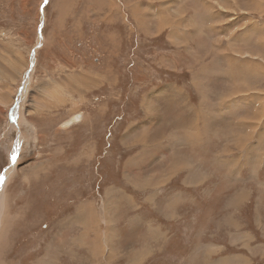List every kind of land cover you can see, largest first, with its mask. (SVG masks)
I'll list each match as a JSON object with an SVG mask.
<instances>
[{
	"label": "rangeland",
	"instance_id": "374dc122",
	"mask_svg": "<svg viewBox=\"0 0 264 264\" xmlns=\"http://www.w3.org/2000/svg\"><path fill=\"white\" fill-rule=\"evenodd\" d=\"M160 101L168 108L157 138L170 132V117L184 125L195 118L186 140L175 124L166 152L190 145L196 182L212 193L206 206L215 213L229 203L226 185H254L243 194L242 215L246 224L264 218V0H0V198L5 193L11 218L9 225L2 219V232L12 237L8 246L0 241L1 264L222 262L220 243L208 259L210 250L198 245L220 232L215 218L211 235L192 228L203 222L172 232L165 223L153 246L156 223L127 200L144 194L124 170L138 169L142 145L132 143L143 135L145 109L156 117L151 103ZM240 102L250 110L238 113ZM18 145L16 170L7 175ZM106 191L107 216L122 218V233H135L141 247L134 263L111 252ZM254 234L253 243L263 237ZM236 250L250 255L246 246ZM252 260L246 264H264L261 256Z\"/></svg>",
	"mask_w": 264,
	"mask_h": 264
},
{
	"label": "crops",
	"instance_id": "0c3cea01",
	"mask_svg": "<svg viewBox=\"0 0 264 264\" xmlns=\"http://www.w3.org/2000/svg\"><path fill=\"white\" fill-rule=\"evenodd\" d=\"M183 18L184 17H181V20L185 21V19ZM186 20L191 22V17H188ZM194 28H195L194 29L195 33L198 36V30H196V27ZM179 88H181L182 91L181 95H182L185 91V88L183 86ZM175 90L178 89L175 88ZM156 91L157 93H159V91L164 92L162 89ZM255 91L257 92V89L253 90V92ZM124 98L132 99V93L124 92ZM174 98L175 99L177 98L178 100L179 96H176ZM174 100H172L171 105L176 104ZM197 104L198 103L196 101L191 102L192 109L195 112H198ZM151 105L153 106L154 109L153 114H155L156 117H150L152 116L150 114V111L152 110L150 109V106H148L149 107L148 115H146V109H145V119L142 120L143 135L141 137H137L135 141L132 143V145L134 144L138 146L142 145L140 154L136 156L137 159L136 161H138L137 163L139 164V167L138 169H135L133 167L130 168L128 167L124 171L126 172L125 176L127 177V179H129L131 183L134 182L136 184L135 186L138 189H140V191L144 192L143 195H141V193L139 195L136 194L137 196L136 199H134L132 196L128 194L129 199L127 200L132 201L133 208L136 205H139V209L143 208L144 211L146 212L147 219L150 222L156 223L157 225V228L155 230L149 228L150 235H156L154 236V238L156 237V239L152 241V245L153 246H155V244L157 245L159 242H161L160 240H162L165 237L163 228L166 226V224L169 226V229H167V231L172 232L171 230L173 228L179 229L178 227L180 225H183L185 221H188L189 223L203 222L205 223L204 225L203 224L192 225V228L198 226L200 230H203L208 235H211L213 222L215 218V221L217 223L216 224L217 231L220 229V232L218 233L215 232L216 234H212L211 236L213 238H211L210 241H208L207 239H203L198 243V245L205 246L204 251L210 250V254L205 255L206 259H208V257H211L213 253V249L216 248L218 243L220 244L217 247L216 253L218 252L217 254L222 258V262L220 264H244L242 263V259H245V264H246L250 262L255 256H261L264 259V218L263 217L259 218V216L256 215L255 218H257V220H255L254 218H253L254 220H252L254 224L252 223L246 224V220L244 219L245 217L242 215L243 212L242 210L245 207L244 205L245 197L243 196V194L244 192H248L249 190H252L254 185H251V187L249 185H226V189L229 191L230 194L229 203L226 202L224 206L221 205L220 209H218L214 213V210L212 208L206 206V203L209 204L213 203L211 199L212 193L210 192L209 195L205 190L204 185H198V184H202V182H199L198 184L196 182L197 173L195 169L191 167L192 157L189 153L190 145L187 146L183 145V148L175 147V149L172 150V152L170 153L166 152L167 150L166 143H168L169 137L174 132L178 133L176 128H173L175 124L176 126L178 125L183 129L182 131L180 130L182 133H178V136L180 135L182 138L186 140L187 132L191 131L193 128H197V126L194 125L196 121L194 124H192L195 118H190L188 120L190 122L187 125H184L181 124V120L183 117L180 118L170 117L168 121L169 123L172 122L169 124V126L171 127L170 132L166 134L163 132L162 134H160L162 137L157 138L155 136V133L158 132L157 130L158 121H161V119L164 118L165 116L164 110L167 109L168 107L164 109L162 107L161 101L158 103H151ZM237 105H238V113H242L243 110L244 111L250 110L248 107L244 105V103L240 102L237 103ZM245 114L246 113L244 112V114H242L238 118V125L241 128H243L242 123L246 122ZM255 114H256V108L253 110V115ZM247 115L249 116L250 113L248 112ZM133 127L127 130L126 133L128 132L131 133ZM129 135L125 134V136H129ZM135 136L136 134L132 135V137ZM178 136L177 137L175 136V140H176L175 142L177 143L180 142V139L178 140ZM160 139H162L163 142ZM182 150L184 151L182 152ZM167 160L169 161L168 164L166 163ZM36 169H37L36 172H39L38 168ZM134 170L138 171L135 175L132 174ZM182 172H185L186 175L180 179L181 182H173L174 180H178V176ZM205 177L206 175L204 176V178ZM251 179H255V173L252 175ZM177 185L180 187L177 188ZM257 186L258 185H255L256 189ZM166 187L172 188L174 191L164 192V189ZM112 188L110 189L113 192L114 189ZM126 197L127 195L125 194L121 199L124 200L126 199ZM110 198H111L110 195H107V191H106V198L103 199L105 200L104 202H105L106 210L102 209V212L106 216L104 218L105 223L106 221L111 223L108 226L106 225L104 227L105 232L107 228H111V230L115 234L113 237H111L113 241V248L111 249V252L116 255V260L118 259L119 254H122V256H124L125 261L129 260L132 257V261L134 263L135 260H137L136 257L139 256L138 253L135 257V253L140 252L141 247L140 248L139 246L138 248L134 247L135 233H132V231H130L129 229L126 231V234L122 233V229H124V227H120L117 223V221H121L122 218L116 216L114 214V211H111V216L109 215L108 212L110 218L107 216V210L108 211L110 210L108 204L112 203ZM92 199L93 200L95 199L96 201L97 198L94 197ZM117 201H119V199ZM126 207L128 208L127 205ZM78 213L79 211L77 212V214ZM198 213L201 215L200 218L197 217ZM77 220H79L78 217H76L75 221ZM209 222L211 223L210 227L208 225ZM261 222H263V226H261ZM153 223L152 225H154ZM256 230L258 232V236L261 237V232H262L263 237L259 241L253 243L252 242L253 239L251 238H253L252 235L255 236L254 231ZM104 233L101 234L102 237H104L105 235ZM79 234L80 232L77 234V242L80 244L81 239L79 238ZM104 241H105V237H104ZM107 244L111 246L108 240L106 241V245ZM232 246L236 247V249L243 248L246 246L249 248V251L247 252L250 253V255L243 254L242 252L236 249L233 250L231 248ZM88 249L90 248L88 247ZM122 249L125 250L126 255L122 253ZM245 257H248L249 259Z\"/></svg>",
	"mask_w": 264,
	"mask_h": 264
},
{
	"label": "bare ground",
	"instance_id": "6f19581e",
	"mask_svg": "<svg viewBox=\"0 0 264 264\" xmlns=\"http://www.w3.org/2000/svg\"><path fill=\"white\" fill-rule=\"evenodd\" d=\"M136 10V9H135ZM154 14V13H153ZM163 26V25H162ZM165 27V26H164ZM147 28V27H146ZM148 29V28H147ZM153 30V27H152V29H151V31ZM248 57V56H247ZM256 64H258V63H256ZM234 85V84H233ZM231 107V106H230ZM82 118V116L81 115H79V117L78 118ZM14 128V127H13ZM18 147H20L19 145L16 147V149H15V151H14V154H13V152L12 151H10L9 153H10V155H11V161H12V157H13V155H15L16 156V158H17V156H18V152H19V148ZM18 148V149H17ZM12 164H11V166H10V168L8 169V171H7V175H9V174H12L15 170H16V166H17V161L15 160V162L13 163V161L11 162ZM149 180V179H148ZM5 194V193H4ZM2 195V198H0V241H2L4 244H5V246H8L9 245V238H10V240H11V236H7V238L5 239L4 238V236H5V234L2 232V227H4V224H3V221H2V219H4L5 217L7 218V225H9L10 224V216L9 215H5L6 214V209H7V205L5 204V200H4V198H5V195ZM6 199V198H5ZM3 225V226H2ZM87 228H89V226L87 227ZM9 233L11 232V228H10V230L8 231ZM8 234V233H7ZM97 237V236H96ZM88 243V242H87ZM91 245H92V243H91ZM91 245H90V247H91ZM3 250L4 249H2V250H0V252H3ZM5 252V251H4ZM2 256V255H1ZM1 256H0V264L1 263H3V259L1 258Z\"/></svg>",
	"mask_w": 264,
	"mask_h": 264
},
{
	"label": "snow or ice",
	"instance_id": "6c2138e0",
	"mask_svg": "<svg viewBox=\"0 0 264 264\" xmlns=\"http://www.w3.org/2000/svg\"><path fill=\"white\" fill-rule=\"evenodd\" d=\"M15 160H16V156L13 155V157H12V161H13V163L15 162Z\"/></svg>",
	"mask_w": 264,
	"mask_h": 264
}]
</instances>
